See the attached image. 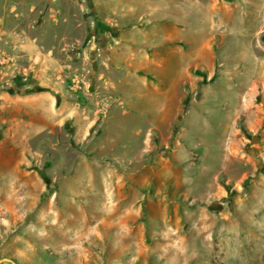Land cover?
Listing matches in <instances>:
<instances>
[{"label":"rangeland","instance_id":"374dc122","mask_svg":"<svg viewBox=\"0 0 264 264\" xmlns=\"http://www.w3.org/2000/svg\"><path fill=\"white\" fill-rule=\"evenodd\" d=\"M3 258L264 264V0H0Z\"/></svg>","mask_w":264,"mask_h":264},{"label":"crops","instance_id":"0c3cea01","mask_svg":"<svg viewBox=\"0 0 264 264\" xmlns=\"http://www.w3.org/2000/svg\"><path fill=\"white\" fill-rule=\"evenodd\" d=\"M176 106L177 105H175L174 107H172V108L169 109V111H168V117H166L168 122L174 121L176 119V117H177V110H178Z\"/></svg>","mask_w":264,"mask_h":264},{"label":"water","instance_id":"95a60500","mask_svg":"<svg viewBox=\"0 0 264 264\" xmlns=\"http://www.w3.org/2000/svg\"><path fill=\"white\" fill-rule=\"evenodd\" d=\"M1 261H6V262H8V263H10V264H18L17 262H15L13 259H11V258H3L2 260H0V262Z\"/></svg>","mask_w":264,"mask_h":264}]
</instances>
